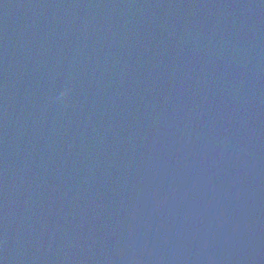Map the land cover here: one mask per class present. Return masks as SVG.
<instances>
[{"label":"water","instance_id":"obj_1","mask_svg":"<svg viewBox=\"0 0 264 264\" xmlns=\"http://www.w3.org/2000/svg\"><path fill=\"white\" fill-rule=\"evenodd\" d=\"M0 264H264V0H0Z\"/></svg>","mask_w":264,"mask_h":264},{"label":"clouds","instance_id":"obj_2","mask_svg":"<svg viewBox=\"0 0 264 264\" xmlns=\"http://www.w3.org/2000/svg\"><path fill=\"white\" fill-rule=\"evenodd\" d=\"M66 94V93H65Z\"/></svg>","mask_w":264,"mask_h":264}]
</instances>
